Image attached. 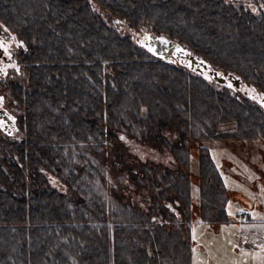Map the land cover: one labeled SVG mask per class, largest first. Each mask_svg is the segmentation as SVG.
I'll list each match as a JSON object with an SVG mask.
<instances>
[{
	"label": "trees",
	"instance_id": "16d2710c",
	"mask_svg": "<svg viewBox=\"0 0 264 264\" xmlns=\"http://www.w3.org/2000/svg\"><path fill=\"white\" fill-rule=\"evenodd\" d=\"M101 4L131 28L145 26L188 42L210 66L264 87L259 36L224 32L222 11L212 19L207 3ZM106 17L78 1L69 7L65 1L0 0V20L25 44L18 55L22 79L9 89L21 105L22 140L8 149L9 170L22 180L10 189L23 198L10 193L9 207L0 209V264H189L190 222L228 219L220 213L221 175L209 147L200 146L205 153L199 154V202L192 193V164L182 151L235 135L264 140V110L258 105L231 103L228 94L155 56ZM229 116L238 127L247 122V129L229 134ZM120 135L166 149L176 161L134 163ZM39 167L70 176V207L39 182ZM128 181L151 190L153 208L163 219L150 220L132 204ZM166 202L177 207V218L165 212Z\"/></svg>",
	"mask_w": 264,
	"mask_h": 264
},
{
	"label": "flooded vegetation",
	"instance_id": "af4514ba",
	"mask_svg": "<svg viewBox=\"0 0 264 264\" xmlns=\"http://www.w3.org/2000/svg\"><path fill=\"white\" fill-rule=\"evenodd\" d=\"M65 1L69 7L72 3H86L88 4L98 15L105 18L109 17V23L117 31H128L134 42L144 48L153 49L154 51H160V46L156 41L157 33L148 27L138 26L131 28L128 22L121 19L120 16L106 11V7L101 4V1L106 0H55ZM110 1V0H107ZM117 2L119 0H112ZM195 3H204L207 5L212 14V19L217 15L218 11L221 12L220 28L224 32L243 34L245 32H251L259 36L260 45L264 46V0H193ZM204 6V7H205ZM7 10V9H6ZM3 12V16L8 15L7 11ZM205 15V13H199ZM106 17V18H107ZM216 19V18H215ZM211 20V19H210ZM216 22L211 24V29L215 28ZM206 32V29L202 28ZM173 41V40H172ZM176 42V41H173ZM0 43L5 45L7 51L4 48H0V209H7L9 207L8 195L11 193L17 200L22 192L10 189L11 184H17L22 182L17 172L9 170V154L8 149L10 144L18 141L20 142L22 137V129L17 125V114L20 111L21 105L15 99L14 94L10 92V88L14 84L16 79H22L19 75L20 62L18 55L24 50V42L18 37L13 29L7 26V23L0 20ZM177 43V42H176ZM179 43V42H178ZM181 47L192 53L191 51L197 49V46H192L188 42L179 43ZM153 54V53H152ZM193 54V53H192ZM155 55V54H154ZM158 56V55H155ZM158 57L170 61L177 66H182L187 70L193 72L198 78L206 80L211 87L219 89L222 93L229 95L230 102L233 100L237 103L243 104L246 101H250L251 104L258 105L259 108L264 110V87L258 82H253L247 76H241L230 71H222L214 66L208 68L200 67L196 64L195 59H191L188 55L176 53L174 51L170 53H162ZM206 61V60H205ZM261 77V76H260ZM258 80V79H257ZM230 117V116H229ZM226 130L229 134H232L233 130H245L248 127L247 122L237 126L232 122L230 117L227 120ZM258 126V125H257ZM234 134V133H233ZM169 138V134H166ZM242 137L243 135L240 134ZM120 138L124 141V144L129 149L133 156L134 163L142 161L145 164H151L152 161L163 162L167 165H171L176 161V157L173 153L167 152L166 149H161L157 146H153L146 141H138L135 138L127 137L126 135H120ZM11 139V140H9ZM221 143V144H220ZM222 145L225 150H217L218 145ZM255 144V145H254ZM264 140L262 137L257 139H249L244 137L241 139L237 135L232 137L202 140L199 145H195L190 148V151L183 153L182 156L190 157L188 161L193 166V187L195 190V199L199 202L201 192V180H200V167H199V154L205 153V149H201L200 146H208V152L211 154V158L217 167L220 176H218L220 187H222V193L219 194L223 198V206L220 207V213L228 219L223 222L240 221L251 219L259 220L255 218L256 211L264 210ZM22 145V144H21ZM14 147V146H12ZM207 151V150H206ZM252 152H256V155ZM251 156L255 159L251 160ZM134 173L142 176L141 172L132 169ZM38 175L39 182H45L49 191L58 194V198L61 201L64 198L65 207H70L72 202V186L70 176H66L64 179L56 172L43 169L39 167ZM147 183V179H146ZM215 183V182H214ZM129 188H126L129 198H131L132 204H135L147 217L152 219L161 220L162 214L158 207L153 208V200L151 196V190L146 185H131L128 181ZM217 187H212L210 191L216 192ZM11 190V191H10ZM240 191L250 201L249 210L243 208L242 201L235 196V193ZM224 196V197H223ZM61 204V203H60ZM165 212L174 217H178L179 213L177 207L172 203H164ZM252 215V216H251ZM166 219V218H164ZM264 219V218H261ZM167 221V219H166ZM216 223V220L213 221ZM222 223V222H220Z\"/></svg>",
	"mask_w": 264,
	"mask_h": 264
},
{
	"label": "rangeland",
	"instance_id": "374dc122",
	"mask_svg": "<svg viewBox=\"0 0 264 264\" xmlns=\"http://www.w3.org/2000/svg\"><path fill=\"white\" fill-rule=\"evenodd\" d=\"M220 144L217 150H225ZM195 190L192 193L195 194ZM235 196L242 201L243 208L249 210L250 200L240 191ZM252 215L259 220L210 223L197 217L193 219L188 229L189 264H264V219H261L264 210Z\"/></svg>",
	"mask_w": 264,
	"mask_h": 264
},
{
	"label": "water",
	"instance_id": "95a60500",
	"mask_svg": "<svg viewBox=\"0 0 264 264\" xmlns=\"http://www.w3.org/2000/svg\"><path fill=\"white\" fill-rule=\"evenodd\" d=\"M156 41H157L158 45L160 46V51L156 52L153 49L147 48L151 53H153L155 55L159 56V55H162V53H170V52L174 51L176 53L188 55L191 59H195L196 60L195 63L198 64L200 67L201 66L203 68L209 67V64L203 58L199 57L196 54H192L189 51L184 50L180 44L173 42L171 39H168V38L163 37V36H157Z\"/></svg>",
	"mask_w": 264,
	"mask_h": 264
},
{
	"label": "snow or ice",
	"instance_id": "6c2138e0",
	"mask_svg": "<svg viewBox=\"0 0 264 264\" xmlns=\"http://www.w3.org/2000/svg\"><path fill=\"white\" fill-rule=\"evenodd\" d=\"M0 48H4V49H5V51H7V49L5 48V45H4V44H2V43H0Z\"/></svg>",
	"mask_w": 264,
	"mask_h": 264
}]
</instances>
